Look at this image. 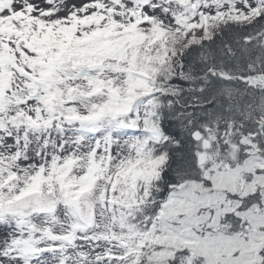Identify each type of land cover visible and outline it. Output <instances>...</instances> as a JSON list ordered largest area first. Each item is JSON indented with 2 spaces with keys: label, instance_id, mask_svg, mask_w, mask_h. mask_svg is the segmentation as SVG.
Returning a JSON list of instances; mask_svg holds the SVG:
<instances>
[{
  "label": "snow or ice",
  "instance_id": "6c2138e0",
  "mask_svg": "<svg viewBox=\"0 0 264 264\" xmlns=\"http://www.w3.org/2000/svg\"><path fill=\"white\" fill-rule=\"evenodd\" d=\"M0 264H264V0H0Z\"/></svg>",
  "mask_w": 264,
  "mask_h": 264
}]
</instances>
